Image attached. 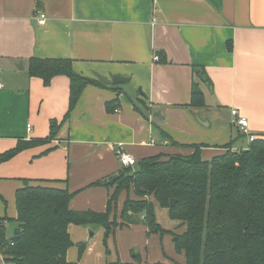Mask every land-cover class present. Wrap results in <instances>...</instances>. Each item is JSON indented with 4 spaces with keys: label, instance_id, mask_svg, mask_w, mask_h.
<instances>
[{
    "label": "crops",
    "instance_id": "1",
    "mask_svg": "<svg viewBox=\"0 0 264 264\" xmlns=\"http://www.w3.org/2000/svg\"><path fill=\"white\" fill-rule=\"evenodd\" d=\"M32 57L68 59L74 73L91 82L54 139L0 163L5 226L15 222V192L25 180L67 189L74 211H104L115 189L105 183L123 168L118 146L136 161L189 154L190 145H200L204 159L246 149L250 142L232 123L231 109L246 118L255 138H264V0H0V153L19 139L46 137L50 120L61 122L68 111L70 79L58 75L44 85L28 74ZM94 73L126 80L104 84ZM194 87L202 107L190 105ZM127 195L134 197L123 190L113 205L118 222ZM155 219L165 232L131 223L113 228L105 241L103 227L70 224L66 258L184 263L171 233L185 225L157 203ZM87 229L93 237L79 256ZM0 264L12 263L0 254Z\"/></svg>",
    "mask_w": 264,
    "mask_h": 264
},
{
    "label": "trees",
    "instance_id": "2",
    "mask_svg": "<svg viewBox=\"0 0 264 264\" xmlns=\"http://www.w3.org/2000/svg\"><path fill=\"white\" fill-rule=\"evenodd\" d=\"M71 64L68 59L30 58L28 74L44 85L58 75L70 79L68 111L63 121L50 120L46 137L19 139L13 148L0 153V163L56 137L91 82L75 74ZM190 105H204L197 87L192 89ZM187 147L192 150L189 154L160 153L138 159L134 167H123L102 212L74 211L69 208L72 194L67 189L29 185L25 180L15 192L17 225L10 238L0 219L1 256L12 264H76L66 258L72 246L70 224L103 227L104 241L116 226L138 222L149 232L163 233L155 219L157 203L171 219L185 225L182 233H171L176 252L184 253L182 264H264V138L256 137L246 149L228 148L209 159L202 158L200 145ZM123 190H131L134 197L126 196L118 222L112 206ZM171 200L175 201L172 205ZM84 247V243L78 245L79 256Z\"/></svg>",
    "mask_w": 264,
    "mask_h": 264
},
{
    "label": "built area",
    "instance_id": "3",
    "mask_svg": "<svg viewBox=\"0 0 264 264\" xmlns=\"http://www.w3.org/2000/svg\"><path fill=\"white\" fill-rule=\"evenodd\" d=\"M45 20V14H40L38 22L42 23ZM158 56H154V60H158ZM3 85L0 83V88ZM232 116V123L238 127L239 132L246 136L249 142H252L255 139V136L249 132L248 123L245 117L240 116L237 109L230 110ZM29 128V126H28ZM115 155L118 158V161L122 167H134L136 165V159L131 155L127 154L121 147H117L115 150Z\"/></svg>",
    "mask_w": 264,
    "mask_h": 264
},
{
    "label": "water",
    "instance_id": "4",
    "mask_svg": "<svg viewBox=\"0 0 264 264\" xmlns=\"http://www.w3.org/2000/svg\"><path fill=\"white\" fill-rule=\"evenodd\" d=\"M19 68H22V64L20 63L19 64ZM94 76L101 82V83H104V84H118V83H121L123 82L124 78L118 76V75H109L108 77H103L102 75L98 74V73H94ZM199 76L201 78H204V72L202 70H199ZM118 178V174H115L113 175L109 181H107L105 184L106 185H112L115 180ZM175 201L174 200H171L170 201V204L172 205ZM93 237V232L92 230L90 229H87V239L86 241L84 242V244H88L91 239Z\"/></svg>",
    "mask_w": 264,
    "mask_h": 264
},
{
    "label": "rangeland",
    "instance_id": "5",
    "mask_svg": "<svg viewBox=\"0 0 264 264\" xmlns=\"http://www.w3.org/2000/svg\"><path fill=\"white\" fill-rule=\"evenodd\" d=\"M112 209H113V206H112ZM113 210H115V209H113ZM102 212V211H101ZM159 218V220L161 221L162 219V217L161 216H159L158 217ZM6 237L7 238H10L11 236H12V234H13V230H14V228L16 227V224H15V222L14 221H10V222H8L7 224H6Z\"/></svg>",
    "mask_w": 264,
    "mask_h": 264
}]
</instances>
